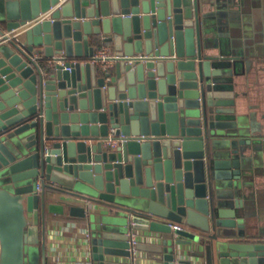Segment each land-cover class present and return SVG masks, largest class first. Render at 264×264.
<instances>
[{
    "label": "water",
    "instance_id": "water-1",
    "mask_svg": "<svg viewBox=\"0 0 264 264\" xmlns=\"http://www.w3.org/2000/svg\"><path fill=\"white\" fill-rule=\"evenodd\" d=\"M4 30L0 264H34L47 212L92 229L90 264H264L244 205L264 130L237 104L264 71V0H0ZM130 232L155 239L146 262Z\"/></svg>",
    "mask_w": 264,
    "mask_h": 264
},
{
    "label": "crops",
    "instance_id": "crops-1",
    "mask_svg": "<svg viewBox=\"0 0 264 264\" xmlns=\"http://www.w3.org/2000/svg\"><path fill=\"white\" fill-rule=\"evenodd\" d=\"M3 27L4 25L1 24ZM5 29V28H4ZM6 45L4 40L0 42V47ZM264 63V58L259 59ZM238 109L248 114V119L254 128L264 130V71L253 69L248 72L246 79L237 87ZM252 113V116H251ZM262 167H264V154L262 155ZM263 177H257L254 184L251 182L247 191V200L244 201L246 213L249 214L256 223L257 230L264 232V194H258ZM38 179L36 180V182ZM35 182V184H36ZM35 192L36 186L34 187ZM243 209V208H241ZM31 217V210H26ZM88 230V234L86 231ZM104 235H112L108 231ZM92 229L83 221L68 216L55 213H45V220L42 228H39L38 243L35 244L36 254L34 264H90L91 247L94 239ZM140 259L146 262L145 251L153 246L152 237L145 234L135 235ZM159 246V244H158ZM179 257L189 259L187 263L181 264H207L202 256H190L182 254ZM180 264V263H177Z\"/></svg>",
    "mask_w": 264,
    "mask_h": 264
},
{
    "label": "built area",
    "instance_id": "built-area-1",
    "mask_svg": "<svg viewBox=\"0 0 264 264\" xmlns=\"http://www.w3.org/2000/svg\"><path fill=\"white\" fill-rule=\"evenodd\" d=\"M48 17V14L47 13H40L38 16H36L34 19H32V21H39L43 18H46ZM15 32L14 31H7V30H4V32L2 34H0V42H2V40L6 39V37H13L15 36ZM4 36V38H3ZM115 56L113 54V51L110 47V45L108 44H100L98 45L95 50H94V53L92 55V59L94 61V64L97 68L101 69V70H105V69H108V68H111L115 62ZM55 62H63V61H55ZM49 63L51 64H54V61H49ZM127 137L123 134H120V135H117L115 136L113 133H110L109 135L103 137L102 139V142L106 145H111V146H115L117 145L118 142L122 141V140H126ZM36 186V190H38L40 188V183L39 181L36 182L35 184ZM173 228H179L180 226L179 225H172ZM88 230L86 231V234H88ZM128 237H129V245H130V248L131 250H135L136 249V246H137V240H136V237H135V234L133 232H130L128 234Z\"/></svg>",
    "mask_w": 264,
    "mask_h": 264
},
{
    "label": "trees",
    "instance_id": "trees-1",
    "mask_svg": "<svg viewBox=\"0 0 264 264\" xmlns=\"http://www.w3.org/2000/svg\"><path fill=\"white\" fill-rule=\"evenodd\" d=\"M98 44H101V42H99Z\"/></svg>",
    "mask_w": 264,
    "mask_h": 264
}]
</instances>
